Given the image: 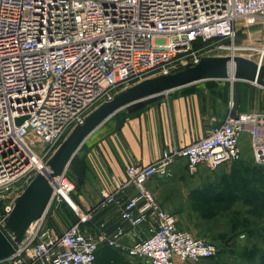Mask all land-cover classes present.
I'll list each match as a JSON object with an SVG mask.
<instances>
[{"label": "built area", "instance_id": "obj_1", "mask_svg": "<svg viewBox=\"0 0 264 264\" xmlns=\"http://www.w3.org/2000/svg\"><path fill=\"white\" fill-rule=\"evenodd\" d=\"M260 24L264 0H0V224L18 196L14 187L37 174L52 188L47 211L64 204L77 216L58 232L44 228L40 219L0 264H97L99 248L120 247L125 228L109 233L102 222L94 231L81 225L115 209L131 230L147 227L144 238L121 247L127 257L148 264H197L214 257L217 247L178 229L147 184L169 179L178 160L185 161L191 176L201 166L238 163L245 133L254 162L264 166V112L233 114L230 103L225 118L206 135L164 148L148 165L128 166L126 179L101 191L100 200L86 210L71 200L74 186L66 171L51 178L47 162L72 129L118 90L150 73L194 66L204 47L230 57L232 49L253 51L261 65L264 49L237 43L240 28ZM20 117L26 119L16 127ZM215 122L209 119L210 126Z\"/></svg>", "mask_w": 264, "mask_h": 264}, {"label": "crops", "instance_id": "obj_2", "mask_svg": "<svg viewBox=\"0 0 264 264\" xmlns=\"http://www.w3.org/2000/svg\"><path fill=\"white\" fill-rule=\"evenodd\" d=\"M241 30L242 28L239 30L242 33L240 37L243 38L261 39L264 36V24ZM228 78L232 80H204L148 97L129 104L108 117L86 138L66 169L70 172L75 168L80 173V179L76 180L77 190L74 187V202L80 208L88 209L98 202L101 191L108 192L115 182L126 179L125 170L128 166L148 165L159 157L163 147L171 144L183 147L203 137L225 118L230 103L233 104V114L264 112V87L234 80L233 72ZM225 82L230 85L227 86ZM243 83L248 87H242ZM210 118H215L217 122L210 126ZM239 146L243 160L248 152L251 154L247 133L242 135ZM179 162L173 165L172 175L166 180L174 177ZM237 164L242 166V161ZM159 181L161 180L151 179L147 184L148 190L153 193V187ZM67 209L70 210L68 207ZM118 213V209L100 213L93 223L86 228L81 226V229L94 231L95 225L102 222L109 233H112L116 227L122 226L126 233L119 240L120 247H102L124 254L121 247L127 248L136 240L144 238L147 227L142 225L136 231L131 230L120 222ZM46 214L42 219L44 228ZM51 215L55 219L54 212Z\"/></svg>", "mask_w": 264, "mask_h": 264}, {"label": "rangeland", "instance_id": "obj_3", "mask_svg": "<svg viewBox=\"0 0 264 264\" xmlns=\"http://www.w3.org/2000/svg\"><path fill=\"white\" fill-rule=\"evenodd\" d=\"M237 34H239L237 41L239 45L264 49V36L261 39L253 37L247 39L240 37L242 34L240 31ZM237 53H239L237 57L253 62L258 61L259 58V54L253 51ZM201 54L203 57H230L229 54L219 52L212 47H204ZM229 71V75L232 74L233 68L231 67ZM149 76L154 77V73H150ZM225 83L227 86L230 85L229 82ZM234 85L236 87L237 84ZM241 86L248 87L244 83ZM172 145L174 144L170 146ZM170 146L163 147L161 151ZM178 161L180 164L175 168L174 177L159 181L154 185L153 193L150 192L163 210L174 215L178 229L217 247L218 252L214 257L197 264H264V206L260 207L255 202L260 198L264 199V166L256 164L248 152V155L243 160L241 157L239 161H242V166L237 163H224L214 169L201 166L199 172L191 176L187 173L185 161ZM66 177L77 190L76 180L80 179V173L75 168L70 172L66 170ZM241 184L246 186V197L250 198L249 202L235 199L233 193ZM26 185L24 181L17 184L13 189L14 195H19ZM75 189L70 194L72 201H74ZM48 211L45 228L50 230L59 231L77 220V216L64 204L58 209L52 206ZM53 212L55 219L51 215ZM89 224L85 223L81 226L86 228ZM96 262L97 264H148L146 261L133 259L104 247L99 248Z\"/></svg>", "mask_w": 264, "mask_h": 264}, {"label": "water", "instance_id": "obj_4", "mask_svg": "<svg viewBox=\"0 0 264 264\" xmlns=\"http://www.w3.org/2000/svg\"><path fill=\"white\" fill-rule=\"evenodd\" d=\"M229 66H233V79L264 86V62L261 65L242 57H202L167 75H157L142 80L114 94L110 101L101 103L84 119L82 125L72 129L47 162L49 177L63 174L83 142L108 117L121 108L164 92L172 91L204 80L228 79ZM26 117L15 119L20 126ZM52 188L48 180L37 174L14 198L10 214L0 224V262L10 258L27 238L32 227L46 214Z\"/></svg>", "mask_w": 264, "mask_h": 264}, {"label": "trees", "instance_id": "obj_5", "mask_svg": "<svg viewBox=\"0 0 264 264\" xmlns=\"http://www.w3.org/2000/svg\"><path fill=\"white\" fill-rule=\"evenodd\" d=\"M235 195V199L239 198L240 200H245L249 202L250 198L246 197L247 189L246 186L241 184L240 187L236 188V192L233 193ZM252 201V200H251ZM260 207L264 206V199L260 198L259 201H255Z\"/></svg>", "mask_w": 264, "mask_h": 264}, {"label": "bare ground", "instance_id": "obj_6", "mask_svg": "<svg viewBox=\"0 0 264 264\" xmlns=\"http://www.w3.org/2000/svg\"><path fill=\"white\" fill-rule=\"evenodd\" d=\"M242 48H247V47H245V46H243ZM239 49H241V48H237V49H232V52H234L233 53V55H232V57H237L238 55H237V53H235L237 50H239ZM248 50H254V49H252V48H247ZM233 68V66H229V68H228V73L230 72L229 70H230V68ZM229 79V78H228ZM261 87H263V86H261Z\"/></svg>", "mask_w": 264, "mask_h": 264}]
</instances>
